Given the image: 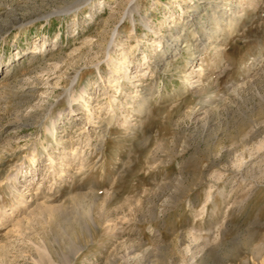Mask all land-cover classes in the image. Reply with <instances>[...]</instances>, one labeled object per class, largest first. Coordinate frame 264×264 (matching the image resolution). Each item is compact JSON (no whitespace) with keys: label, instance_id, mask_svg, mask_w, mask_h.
Returning a JSON list of instances; mask_svg holds the SVG:
<instances>
[{"label":"rangeland","instance_id":"obj_1","mask_svg":"<svg viewBox=\"0 0 264 264\" xmlns=\"http://www.w3.org/2000/svg\"><path fill=\"white\" fill-rule=\"evenodd\" d=\"M0 264H264V0H0Z\"/></svg>","mask_w":264,"mask_h":264},{"label":"bare ground","instance_id":"obj_2","mask_svg":"<svg viewBox=\"0 0 264 264\" xmlns=\"http://www.w3.org/2000/svg\"><path fill=\"white\" fill-rule=\"evenodd\" d=\"M230 19V18H229ZM176 35V34H175ZM178 35V34H177ZM173 47H175V49H177V47H180V45L176 42H174ZM176 51V50H175ZM159 65L157 64V61L154 59L153 60V67H158ZM142 106V102L139 104V107ZM108 118V117H107ZM111 119V117L108 118V121ZM106 121V120H105ZM110 123V122H109ZM108 123V124H109ZM107 124V123H106ZM51 162V161H50Z\"/></svg>","mask_w":264,"mask_h":264}]
</instances>
